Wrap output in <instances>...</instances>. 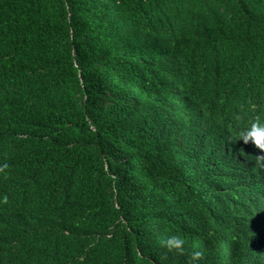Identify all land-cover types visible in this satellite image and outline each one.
<instances>
[{"label": "trees", "instance_id": "trees-1", "mask_svg": "<svg viewBox=\"0 0 264 264\" xmlns=\"http://www.w3.org/2000/svg\"><path fill=\"white\" fill-rule=\"evenodd\" d=\"M257 112L264 0H0V264H264Z\"/></svg>", "mask_w": 264, "mask_h": 264}, {"label": "clouds", "instance_id": "clouds-1", "mask_svg": "<svg viewBox=\"0 0 264 264\" xmlns=\"http://www.w3.org/2000/svg\"><path fill=\"white\" fill-rule=\"evenodd\" d=\"M236 136L230 139L229 142H242L244 145L251 143L259 152V154L252 156L255 166L259 170H264V113L257 112L254 116L245 119L242 115L236 114ZM240 156H248L241 148L238 150ZM10 166L7 163L0 165V174L4 178L8 177V170ZM3 202H7V196L3 198ZM186 241L181 235H171L167 239L161 241V245L167 249L168 252L175 251L179 255L184 254V245ZM204 258L201 251H193L190 255L189 264H195Z\"/></svg>", "mask_w": 264, "mask_h": 264}]
</instances>
